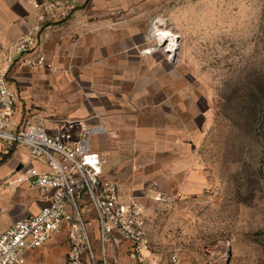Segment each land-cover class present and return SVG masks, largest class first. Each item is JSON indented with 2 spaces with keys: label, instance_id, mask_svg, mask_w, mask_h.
<instances>
[{
  "label": "rangeland",
  "instance_id": "1",
  "mask_svg": "<svg viewBox=\"0 0 264 264\" xmlns=\"http://www.w3.org/2000/svg\"><path fill=\"white\" fill-rule=\"evenodd\" d=\"M145 2L149 28L160 19L178 38L175 55L145 54L158 45L149 28L134 56L145 64L123 73L72 61L60 71L58 57L43 55L45 67L27 66L17 89L25 124L75 141L83 127L115 123L118 135L102 131L93 149L110 152L104 176L117 181L121 202L144 209L150 257L161 264L173 254L182 264H264V0ZM154 103L155 114L140 112ZM96 111L111 116L94 119ZM91 236L95 264H104Z\"/></svg>",
  "mask_w": 264,
  "mask_h": 264
},
{
  "label": "built area",
  "instance_id": "2",
  "mask_svg": "<svg viewBox=\"0 0 264 264\" xmlns=\"http://www.w3.org/2000/svg\"><path fill=\"white\" fill-rule=\"evenodd\" d=\"M46 8L66 17L76 6L74 0H62ZM156 22L153 21L147 37L158 45L147 49V55L161 49L157 36L151 33ZM38 32L36 27L24 35L14 47L15 53L33 49ZM25 64L30 68H44L46 60L37 53ZM7 72H0V141L26 149L34 159L43 162L46 171L33 169L26 180L30 189L51 196L50 203L39 213L15 222L0 235V264H24L29 251L42 248L52 237L65 231L70 243L66 264H95L90 242L93 234L104 264L108 253H112L111 264H123L125 259L127 264H161L157 258L150 257L144 209L135 203L121 202L117 181L104 176L103 159L89 144L93 131H88L69 148L63 143V136H50L41 125H15L17 99L7 82ZM92 215L96 233L89 228ZM123 242L129 247L120 251ZM168 264H182L179 255H171Z\"/></svg>",
  "mask_w": 264,
  "mask_h": 264
},
{
  "label": "crops",
  "instance_id": "3",
  "mask_svg": "<svg viewBox=\"0 0 264 264\" xmlns=\"http://www.w3.org/2000/svg\"><path fill=\"white\" fill-rule=\"evenodd\" d=\"M56 1L62 0H0V72L8 71L7 82L17 94L19 106L13 119L18 127L25 125V117L17 89L22 82L24 70L27 69L25 61L37 53L45 55L48 62L58 57V63L63 67L60 71L65 72L68 70L69 61L80 71L91 73L100 69L123 73L131 65L137 68L145 64L143 59L134 58L135 54L139 55L136 39L145 41L151 21L145 0H74L76 9L68 17H62L59 11L47 10L46 7ZM36 27L39 28L37 45L27 53H15L14 47L20 39ZM99 65L102 68H98ZM121 85L124 86L123 82H108L101 86L116 90ZM124 97L121 96L123 99ZM121 98L119 100L122 101ZM138 99L137 96L136 100ZM154 105L155 103L150 104L145 109L144 106L140 107V112L147 110L149 114H155L158 107L155 108ZM114 113L122 115L124 111L117 110ZM96 114L94 119L100 117L99 119L106 120L103 118L111 116L104 111H96ZM136 115L135 120L144 118L137 112ZM114 124L105 123L100 128L97 124L90 125L79 131L78 139L86 136L88 131H93L88 138L89 144L94 152L105 157L103 170L111 168L110 165L113 164L109 162L112 157L107 149H93V143L98 142V136L103 132L118 135L119 130ZM139 127L140 124H136V128ZM152 127L153 125L149 128ZM48 134L57 137L49 132ZM71 136L70 134L67 139L63 136L62 140L69 148L78 140L73 141ZM11 150L12 156L3 161L1 156L7 155ZM33 169L46 171L43 162L34 159L28 150L8 146L0 141V235L15 222L39 213L50 203V194L30 189L26 178ZM69 251L70 243L65 231L52 237L42 248L29 251L24 264H66Z\"/></svg>",
  "mask_w": 264,
  "mask_h": 264
},
{
  "label": "bare ground",
  "instance_id": "4",
  "mask_svg": "<svg viewBox=\"0 0 264 264\" xmlns=\"http://www.w3.org/2000/svg\"><path fill=\"white\" fill-rule=\"evenodd\" d=\"M160 26L161 22L160 19H158L155 23V26L152 28L151 33L157 36L160 42V48H163L165 52H169L175 55L178 47V38L176 37V35H173L172 32L160 30Z\"/></svg>",
  "mask_w": 264,
  "mask_h": 264
},
{
  "label": "trees",
  "instance_id": "5",
  "mask_svg": "<svg viewBox=\"0 0 264 264\" xmlns=\"http://www.w3.org/2000/svg\"><path fill=\"white\" fill-rule=\"evenodd\" d=\"M12 154H13V150H11V151H9L8 152V154L7 155H5V157H4V159H3V161H6V160H8L11 156H12Z\"/></svg>",
  "mask_w": 264,
  "mask_h": 264
}]
</instances>
